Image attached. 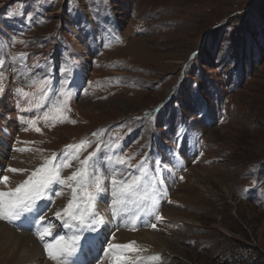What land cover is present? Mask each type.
Wrapping results in <instances>:
<instances>
[{
  "label": "rangeland",
  "instance_id": "rangeland-1",
  "mask_svg": "<svg viewBox=\"0 0 264 264\" xmlns=\"http://www.w3.org/2000/svg\"><path fill=\"white\" fill-rule=\"evenodd\" d=\"M22 53L27 61L20 67ZM48 71L51 85L57 81L52 87L68 95L66 115L75 123L41 120V132L26 131L27 119L44 109L18 110L25 101L15 90L24 87L38 100ZM0 72V173L10 177L0 190L29 174L8 168L34 169L90 138L82 160L97 141L103 149L118 136L133 164L143 157L158 162V186L170 200H159L158 214L145 213L140 220L147 215V222L132 231L114 222L110 194H102L96 210L110 221L100 233L86 232L81 243L97 233L100 252L116 232L115 242L136 241L145 261L159 254L156 264H264V0H0ZM78 167L74 160L62 175ZM70 197L65 189L55 202L62 208ZM54 205L45 218L56 223L50 243L71 235ZM152 223L155 229L147 226ZM15 224L0 221L2 236L11 234L9 251L18 245L16 233L37 239L30 221ZM142 232L159 242L132 237ZM40 251V264L55 263Z\"/></svg>",
  "mask_w": 264,
  "mask_h": 264
},
{
  "label": "snow or ice",
  "instance_id": "snow-or-ice-1",
  "mask_svg": "<svg viewBox=\"0 0 264 264\" xmlns=\"http://www.w3.org/2000/svg\"><path fill=\"white\" fill-rule=\"evenodd\" d=\"M10 15L16 16L21 13L10 12ZM10 39L15 43L14 38ZM19 59L22 62L20 67H23L27 61V54H19ZM34 67L35 65L29 67L27 71L30 73ZM63 72L64 69L61 68V88L65 83ZM52 79H54L53 73L48 71L41 81L44 87L40 89L39 99L35 101L32 99V94L25 91L24 87L15 90L16 94L25 101L23 106L18 103V110L31 111L32 107L44 109L27 119L24 130L27 131L30 127L38 133L41 132L38 127V122L41 120L50 126L65 122L75 123L66 115V112L71 110L68 95L61 91V88H53ZM2 80L3 73L0 72V81ZM28 86L33 85L30 82ZM20 119L22 122L25 121L24 117ZM181 131L183 130H178ZM181 139L178 134L175 142L179 145ZM119 140L120 137H115L113 143L105 144L103 149L100 141H97L94 151L81 160L83 152L92 147L90 138H84L78 145L66 146L59 155L52 153L34 169H6L10 173L29 172V174L15 188L0 190V221L14 224L17 221H30L37 239L43 243L47 256L55 264H77L78 254L83 247L81 240L84 234L98 231L106 219L96 210L97 201L102 194H110V211L113 218L124 223L129 230H138L142 226L139 223L141 212L158 214V200L163 191L158 185L163 183V176L155 172V167L159 166L158 162L149 163L148 157H143L138 164H133L132 160L135 157L118 148ZM14 151L25 152L32 149L17 148ZM102 151L103 155H97ZM74 160L80 167L68 176L62 175L64 169L72 167ZM129 169L132 171H128ZM9 180V176L0 173V183L7 186ZM105 180L109 181L107 186L104 184ZM65 189L71 191V197L64 207L55 211L54 216L60 221L62 228L68 229L71 235L66 238L65 235L58 234L55 243H50L46 238L53 235L56 223L53 220L46 221L45 218ZM158 218L164 219L163 216ZM15 226L19 227V224ZM147 226L153 229L156 227L154 223ZM119 227L120 224L117 225L116 231ZM115 241V233H112L104 243V255L110 258L111 264H156V261L162 259L157 254L145 261L140 256L144 250L137 246L136 241L124 244ZM85 243L91 245L92 241L88 240ZM97 264L102 262L98 260Z\"/></svg>",
  "mask_w": 264,
  "mask_h": 264
},
{
  "label": "bare ground",
  "instance_id": "bare-ground-1",
  "mask_svg": "<svg viewBox=\"0 0 264 264\" xmlns=\"http://www.w3.org/2000/svg\"><path fill=\"white\" fill-rule=\"evenodd\" d=\"M20 159H22V158H20ZM61 204H62L61 201H58L57 203L55 202L54 207H57V209L59 210V209H61V207H60ZM100 208L104 209L103 207H100ZM105 212H106V209H104V212H101V213H105ZM167 218L169 220H173L174 219L173 216H171V215H168ZM105 220L106 221L107 220L110 221V218H107ZM116 221L117 220L114 219V222H116ZM3 226H5V225H3ZM108 230L110 231V229H108ZM2 234L3 233H2L1 226H0V253H3V252L6 253L5 256H4V257H6V264H23V262L29 263V264L38 262L40 264L39 260H36V259H38V257L41 256L40 249L42 250V254H44V251H43L42 247L40 246V244L37 242V239L32 234L23 232V234H30L29 236H26V235H23V234H17L16 233V235H14V240L18 239L17 240L18 245L17 246L15 245L14 247H12L13 250H10V251L8 249L10 248V242L12 241V240H10L11 234L7 233V235H4V236H2ZM108 236H109V233H108ZM130 236L131 235L126 236L125 237L126 240ZM132 237H139L141 240H143V241L145 240L149 244H156L157 242H159V238L155 237L152 234L146 233V232L145 233L142 232L141 235L137 234V235H134ZM37 244L39 245L40 249L38 248ZM13 245H14V242H12L11 246H13ZM92 250H95V251L97 250L99 252L100 243L98 244V247L94 246ZM44 256H45V254H44ZM45 257L48 258L47 256H45ZM90 257H93V254H92V251L89 249V251L87 250V251L84 252V257H82L81 260L84 263L89 264ZM29 261H31V263ZM104 262H106V261L104 260ZM104 262H102V263H104ZM53 264H55V263H53ZM104 264H107V262L104 263Z\"/></svg>",
  "mask_w": 264,
  "mask_h": 264
}]
</instances>
